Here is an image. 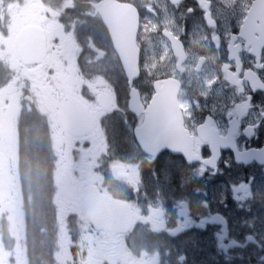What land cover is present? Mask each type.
Listing matches in <instances>:
<instances>
[{
    "label": "flooded vegetation",
    "instance_id": "af4514ba",
    "mask_svg": "<svg viewBox=\"0 0 264 264\" xmlns=\"http://www.w3.org/2000/svg\"><path fill=\"white\" fill-rule=\"evenodd\" d=\"M129 25L130 82L108 32ZM29 26L42 31L47 71L22 89L57 124L62 201L84 223L66 235L59 264H264V0H0L5 60ZM166 81L190 142L149 154L136 143L144 114L131 101L144 109ZM13 83L0 79L7 145ZM88 186L127 208L128 230L90 226ZM4 228L0 219V264H22Z\"/></svg>",
    "mask_w": 264,
    "mask_h": 264
},
{
    "label": "trees",
    "instance_id": "16d2710c",
    "mask_svg": "<svg viewBox=\"0 0 264 264\" xmlns=\"http://www.w3.org/2000/svg\"><path fill=\"white\" fill-rule=\"evenodd\" d=\"M18 141V177L29 233L28 262L43 264L37 230H40L41 222L50 223L55 218V157L48 124L35 108L22 110L18 120Z\"/></svg>",
    "mask_w": 264,
    "mask_h": 264
},
{
    "label": "rangeland",
    "instance_id": "374dc122",
    "mask_svg": "<svg viewBox=\"0 0 264 264\" xmlns=\"http://www.w3.org/2000/svg\"><path fill=\"white\" fill-rule=\"evenodd\" d=\"M4 52H0V57L5 60L2 56ZM5 66L11 72V76L14 79V83L12 84V95H11V114L14 116L16 114L15 109L17 111V106L20 103V100L24 98L25 104L28 102L29 104H34V100L29 96L28 92L22 89V85L25 84V80L28 76L36 75L41 78L43 72H46V66L41 65L38 68L29 71L25 70L24 67L20 64L15 55L10 58H7L4 62ZM20 78L18 79V77ZM56 84L60 85V80H56ZM41 108V109H40ZM40 110L43 111V108L40 104ZM1 120V116H0ZM49 126L51 129V134L53 137H56L57 124L54 120H50ZM55 140V139H54ZM59 144H56L58 151ZM0 219L5 218V226L6 229L10 231L11 236L14 240V245L12 248V252H14L16 258L20 260L22 264H25L26 258V250H25V242H24V227L22 222V215L20 204L12 205L9 201L8 191L11 188V183H15L16 188L17 177H16V155L17 149L15 143H13L12 147L5 144L0 138ZM14 180H12V177ZM56 192V213L58 216L57 221H55L56 228V244L55 248L52 251L51 261L49 264H59L60 254H61V245L64 243L65 237L67 235V231H71L72 229H78L81 226V220L77 216L79 215L78 209L70 203H64L62 201L63 192L61 190L63 184L58 185ZM17 188V198L18 201L21 199L19 194V190ZM9 189V190H8ZM6 197L2 200V197ZM14 210V212H13ZM70 215H73V218H69ZM45 245H49V241H44Z\"/></svg>",
    "mask_w": 264,
    "mask_h": 264
},
{
    "label": "water",
    "instance_id": "95a60500",
    "mask_svg": "<svg viewBox=\"0 0 264 264\" xmlns=\"http://www.w3.org/2000/svg\"><path fill=\"white\" fill-rule=\"evenodd\" d=\"M34 34H36V31L30 32V35ZM26 39H29L28 35H18L16 37L18 55L25 64L37 63L43 56V46H30L26 43ZM113 45L120 54V60L127 75L133 77L136 74L135 51L115 42ZM165 93L170 95L172 92L167 90ZM150 111L152 112L150 118L147 116L145 124L136 132L137 142L142 150L147 151L152 148L159 151L163 148V145L170 143H177L181 147L183 143V134L180 130L181 119L180 116H177V118L174 116L169 102L158 98L150 107ZM146 132H150V136L147 138L145 136ZM178 150H181V148ZM86 198L85 207L93 226L96 228H114L123 225L125 227L124 224L128 220L125 215L121 214L124 206L119 201L101 195L95 188H87Z\"/></svg>",
    "mask_w": 264,
    "mask_h": 264
}]
</instances>
